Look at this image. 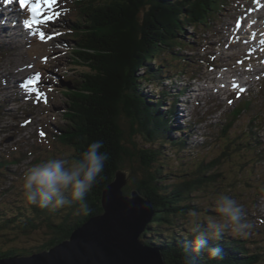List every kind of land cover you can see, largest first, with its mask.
I'll list each match as a JSON object with an SVG mask.
<instances>
[{"label":"trees","instance_id":"16d2710c","mask_svg":"<svg viewBox=\"0 0 264 264\" xmlns=\"http://www.w3.org/2000/svg\"><path fill=\"white\" fill-rule=\"evenodd\" d=\"M230 1L90 0L89 6L84 8L82 22L73 26L78 32L74 36L78 43L76 62L87 65L90 71L81 75L83 79L74 88L67 90L69 111L65 116L71 124L59 126L61 133L55 135L60 144L72 152L70 155L62 153L65 159L78 156L93 141L103 142L102 151L110 158L104 179L88 197L93 211L87 217H77L73 214L74 207L51 210L26 204V207L19 205L16 212L4 205L0 195V259L30 256L68 240L77 228L103 213L104 189L114 180L117 171L127 172L130 168L126 194L138 190L151 201L155 211L153 221L143 234L148 240L146 243L160 248L168 264H183L182 245L194 239L187 226L188 211L195 209L205 216L210 215L193 205L194 195L216 184L222 175L218 168L232 160L233 151H248L252 143L238 141L230 133L235 120L242 115L237 109L234 119L223 130L222 136L228 139L227 145L222 147L223 153L210 162L196 160L191 167L181 161L182 153H187L189 147L186 130L176 128L173 122L179 95L174 96L169 87L165 88L162 69L166 59L178 58L173 49L184 44L179 32L189 24L199 29L217 21ZM0 53H4L2 48ZM163 56L166 59L163 60ZM178 69L183 68L172 64L168 70L178 72ZM164 72L170 77L169 71ZM150 85L159 90V98L155 97V92L151 95L147 92ZM166 103H170V107ZM177 132L180 135L175 138ZM166 145L177 156L175 165H179L180 173L170 167L172 159L168 161ZM28 150L33 153V149ZM9 156L13 158L7 159L0 153V182L11 174L8 173L10 165L21 160L15 150ZM40 160H46L45 156ZM248 164L247 161L242 164V171L248 169ZM40 227H47L50 232L41 244L7 247V242L32 230L38 231ZM262 244L264 237L242 239L225 233L221 241H209V246L222 248L223 261L210 259L207 252L197 259L199 264H264Z\"/></svg>","mask_w":264,"mask_h":264},{"label":"rangeland","instance_id":"374dc122","mask_svg":"<svg viewBox=\"0 0 264 264\" xmlns=\"http://www.w3.org/2000/svg\"><path fill=\"white\" fill-rule=\"evenodd\" d=\"M87 4H83V7H88L89 5ZM18 5L19 0H13V3L7 6L0 0V6H5L6 9L11 6L9 9L22 14L21 25L23 29L25 27L24 21L30 19V13L27 7L21 13L17 8ZM263 5L264 0H243L235 8H227L222 13L219 23L214 22L210 29L202 28V30L197 31L191 26L187 28L186 37L190 41V45L183 48L185 49L183 54L193 57L194 64L188 66L186 74H182L179 80L181 86L191 87L189 89L191 93L187 96L189 97L187 99L188 103L181 105L180 112L182 115V126L183 121L186 122V129L195 130L197 136H193L191 139V148L195 149L182 153L180 159L188 162L190 167L194 166L193 164L196 160L207 159L210 162L221 154L222 140L226 138L222 136V129L227 124L226 120L231 121L229 112L237 105L232 102H236L239 99L237 95L230 96V93L233 90H244L246 87L243 83L237 88L230 86L232 79L227 78L229 74L225 73L226 70L216 68L215 64L210 60L214 61L216 59L217 61L218 59L219 63L229 61L230 56H233L231 54L235 55L237 53L238 50L233 47L235 43H231L234 40L228 38V29L234 22L236 24L233 26L246 33V37L257 38L254 43L263 40V20L255 18L257 13L255 16L249 17V12L253 7L261 9ZM81 8L80 0H56L52 11L42 14L39 25L33 24L31 28H28V33L34 39L33 44L30 46L25 45L27 41H30L28 40L29 38H21L20 44L16 42L11 45L9 53L4 55L3 59H0V81L2 87L9 84V80L11 86H13L12 82L16 85L19 81H24L27 78L25 82L27 85L30 84L32 89V92L27 95H23L25 94L23 92L13 91L16 93L14 96L21 98L22 102L14 105V117H5L0 129L2 150H10L13 147L16 149L17 157L21 158L19 163L11 165V172H8L11 174H7L8 177L2 178V182H0L1 200L4 205L14 208L16 212H19V205L26 207L27 204L22 189L25 171L33 163H38V160L43 156L46 159H48L47 156L49 158H63L62 153L64 152L69 155L72 154L70 148H64L60 144L55 134L61 133L59 126L67 127L71 124L65 116V113L69 111L67 88L70 87V84L74 88L81 82L84 73L90 71L87 65L73 66L74 54L72 52L76 49L77 43L71 40L73 34L70 33V30L72 29V20H76L78 16L84 14V11L80 14ZM2 11L6 12V10ZM54 13H59V15L56 16ZM48 17H51V19ZM243 17L248 18L243 19ZM0 23H3V21H0ZM254 25L260 27L259 33H255ZM40 33L44 34L43 39L40 38ZM234 36H237V32ZM176 51L181 52L182 48H177ZM220 52L221 54H219ZM260 54L262 55L257 58L261 60L253 62L251 67L262 68L264 66V49L260 51ZM208 55H211L212 58L209 60L210 64L205 63L202 66V59H209L205 58L209 57ZM197 59L201 60L198 64ZM230 61L236 62V60ZM209 65L214 66L209 67ZM166 68L167 63H164L163 69ZM237 69L241 70V68ZM249 69L248 67L246 70ZM194 71H200L198 80H190V73ZM262 71L260 74H254L253 71L249 72L250 75H247L249 73L243 74V82L252 81V90L253 93H256L254 95L255 102L253 101L252 108L248 111L246 110L241 119L235 122L230 132L233 137L239 136L240 139L241 137L243 138L244 131L250 121H258V118L261 119L260 123L264 132V83L261 80V78L264 80V69ZM256 79L259 80L257 83ZM235 84L237 83L234 82L233 85ZM262 84L263 88H261ZM193 90L197 91L192 93ZM158 91L151 85L147 92H150V95L155 92V97L157 98L160 95ZM227 99L231 101L229 105L227 104ZM199 101H201V107L198 106ZM186 104H188V107L185 108ZM167 105L170 106L169 104ZM190 118L193 120L192 122H189ZM197 120L203 121V124L196 125L195 128L193 122ZM3 128L6 131H3ZM138 142L143 143L140 140ZM35 147L36 149H34ZM28 149H33V153L25 154ZM164 149L168 161L169 159L173 160L170 161V167H175L173 171L180 173L178 171L180 169L179 165H175L178 164V158L174 151L167 145ZM234 158L232 162H228L218 168L222 175L216 184H211L194 195L193 205L211 213V210L215 209V198L221 193L231 196L241 205L252 203L251 197H254L257 193L254 187H257L256 185L261 182L258 180L259 173H254L255 168L253 172L248 169L242 171L240 153L236 152ZM248 165L252 164L249 163ZM126 171L129 172L130 168L126 169ZM261 172L264 173V169ZM209 216L216 217L217 215L210 214ZM19 233L22 234L23 232L19 231ZM48 236H50V232L47 227H40L38 231L32 230L29 233L19 235L17 240L7 242L6 245L7 247L39 245Z\"/></svg>","mask_w":264,"mask_h":264},{"label":"clouds","instance_id":"9594fccd","mask_svg":"<svg viewBox=\"0 0 264 264\" xmlns=\"http://www.w3.org/2000/svg\"><path fill=\"white\" fill-rule=\"evenodd\" d=\"M102 141H93L71 159L51 157L30 166L23 176V195L28 205L40 209L73 208L77 217L89 216L93 209L88 197L104 179L109 154L102 151ZM216 217L191 209L187 226L194 239L182 245L183 264H199L197 257L207 252L210 259L223 261V250L209 246L221 241L225 233L247 236L253 228L245 218L243 206L221 193L215 198Z\"/></svg>","mask_w":264,"mask_h":264},{"label":"water","instance_id":"95a60500","mask_svg":"<svg viewBox=\"0 0 264 264\" xmlns=\"http://www.w3.org/2000/svg\"><path fill=\"white\" fill-rule=\"evenodd\" d=\"M129 183L127 172L117 171L102 193L103 213L50 250L3 258L0 264H168L160 248L143 242L155 211L138 190L126 194Z\"/></svg>","mask_w":264,"mask_h":264},{"label":"bare ground","instance_id":"6f19581e","mask_svg":"<svg viewBox=\"0 0 264 264\" xmlns=\"http://www.w3.org/2000/svg\"><path fill=\"white\" fill-rule=\"evenodd\" d=\"M66 1V0H65ZM71 3V2H70ZM10 7H7V9L5 8V6H0V21H5L7 27H2L3 28V33L9 35V37L12 40V45H14L17 41L16 37L14 36L15 34H20L22 38L28 37L30 41H27L25 45H32L33 44V37L30 36V34L28 33V31L22 29V27L20 26V20L16 19V12H14L13 10L9 11ZM19 10V7H17ZM2 10H8V14H6V12L2 11ZM5 13V14H4ZM257 13V15H256ZM7 15V16H6ZM256 15V16H255ZM255 16V18L261 19L264 22V5L261 6V9H258L257 7H253L251 9V11L249 12V17H253ZM215 17V16H214ZM211 18V17H210ZM248 17H243V19H247ZM236 24V22H234L233 24L230 25L228 31H229V36L228 38L233 39L234 41L231 43H235L233 45V47L235 49H237V53L231 54L233 56H230L229 59L231 60H238L237 62H230V61H223L221 64L219 62L216 61V59L214 60L216 62V66L220 69V70H226L225 73H231L233 77L235 78H240L242 75L241 73L243 71L238 70L237 68H241L246 70L248 67L251 68V65L253 62L256 61H260V58H257L259 56H261L262 54H260L259 51H261L262 49H264V44L262 43V40L260 42H255L253 40H256L257 38H247L245 37V33L241 31V29L239 30L238 27H234L233 25ZM260 28V27H259ZM26 29V28H25ZM254 29L258 30V26L254 25ZM237 32V36H234L235 33ZM231 33V35H230ZM259 33V32H257ZM234 36V38H233ZM240 37V38H237ZM5 40V39H3ZM264 40V37H263ZM7 40H5L6 43ZM221 54V52L219 53ZM31 56V55H30ZM217 57V55H215ZM218 60V59H217ZM26 69V68H25ZM264 69V66L262 68L260 67H255V68H251L250 71H253V73L258 74V72H261ZM249 71V72H250ZM248 72V73H249ZM27 79V78H26ZM25 79V80H26ZM25 80L24 81H19L17 83L18 88L20 89L21 92L25 93L26 95L32 92L31 89V85L25 84ZM231 86V85H230ZM223 131H222V135H223ZM214 145V144H213ZM221 145V144H220ZM252 165H248V168L250 170L254 169V163L252 161L249 162ZM258 172V180L259 181H263L264 180V173L261 172V169L258 165L255 166V173ZM215 213V214H214ZM211 215H218L215 210H211ZM146 241L148 242V240L143 237V242L145 244ZM147 245H152V244H147ZM154 246V245H152Z\"/></svg>","mask_w":264,"mask_h":264},{"label":"snow or ice","instance_id":"6c2138e0","mask_svg":"<svg viewBox=\"0 0 264 264\" xmlns=\"http://www.w3.org/2000/svg\"><path fill=\"white\" fill-rule=\"evenodd\" d=\"M2 2L7 6L10 3H13V0H2ZM56 4V0H19V7L24 9L28 8L30 13V19H26L24 21V25L26 28H31L33 24L39 25L42 19V14L44 12L52 11L53 6ZM54 15L58 16L59 13H54ZM51 19V17H48ZM40 38H44V34L40 33ZM240 91H244L240 89Z\"/></svg>","mask_w":264,"mask_h":264}]
</instances>
